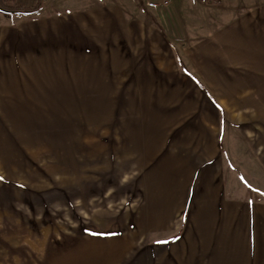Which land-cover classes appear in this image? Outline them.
Instances as JSON below:
<instances>
[{
  "label": "crops",
  "instance_id": "obj_1",
  "mask_svg": "<svg viewBox=\"0 0 264 264\" xmlns=\"http://www.w3.org/2000/svg\"><path fill=\"white\" fill-rule=\"evenodd\" d=\"M181 10L166 4L148 12L135 0H44L34 12L0 8V104H94L96 123L101 113L104 125L124 126V133H110L111 157L117 145L119 156L134 158L137 195L124 218L131 229L84 235L78 264H264V202L230 197L224 187L225 108L212 103L218 124L209 134L212 112L200 118L195 108L192 117L195 100L170 78L181 75L184 63L185 83L194 79L198 95L197 68L191 72L192 58L167 31ZM146 13L162 18L149 23ZM5 245L0 230L2 252Z\"/></svg>",
  "mask_w": 264,
  "mask_h": 264
},
{
  "label": "rangeland",
  "instance_id": "obj_2",
  "mask_svg": "<svg viewBox=\"0 0 264 264\" xmlns=\"http://www.w3.org/2000/svg\"><path fill=\"white\" fill-rule=\"evenodd\" d=\"M148 1L159 0L135 4L148 11ZM160 1L183 8L167 31L179 40L183 56L192 58L191 72L197 68L198 95L192 76L185 83L184 63L181 75L170 78L195 100L192 117L195 108L200 118L212 112L206 122L211 134L218 124L212 103L225 108L227 195L264 202V0ZM159 16L146 13V22L156 23ZM102 117L95 122L94 104H0V124L7 130L0 134L5 264H78L84 235L131 229L124 218L126 204L137 195L134 158L119 156L117 145L111 157L110 133L120 134L124 126L104 125ZM114 138L119 142L120 135Z\"/></svg>",
  "mask_w": 264,
  "mask_h": 264
},
{
  "label": "trees",
  "instance_id": "obj_3",
  "mask_svg": "<svg viewBox=\"0 0 264 264\" xmlns=\"http://www.w3.org/2000/svg\"><path fill=\"white\" fill-rule=\"evenodd\" d=\"M44 0H38L34 6L25 7V6H14L9 3V0H0V8L4 11L10 13L16 12H34L41 9Z\"/></svg>",
  "mask_w": 264,
  "mask_h": 264
},
{
  "label": "built area",
  "instance_id": "obj_4",
  "mask_svg": "<svg viewBox=\"0 0 264 264\" xmlns=\"http://www.w3.org/2000/svg\"><path fill=\"white\" fill-rule=\"evenodd\" d=\"M167 2H161V1H152V2H148V5L150 7H161L162 5L166 4Z\"/></svg>",
  "mask_w": 264,
  "mask_h": 264
}]
</instances>
